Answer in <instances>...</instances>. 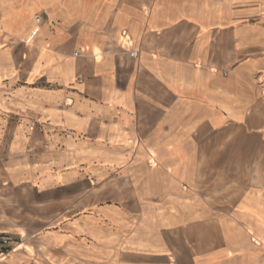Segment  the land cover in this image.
I'll list each match as a JSON object with an SVG mask.
<instances>
[{
  "label": "crops",
  "instance_id": "1",
  "mask_svg": "<svg viewBox=\"0 0 264 264\" xmlns=\"http://www.w3.org/2000/svg\"><path fill=\"white\" fill-rule=\"evenodd\" d=\"M0 232V264H264V0H0Z\"/></svg>",
  "mask_w": 264,
  "mask_h": 264
},
{
  "label": "built area",
  "instance_id": "2",
  "mask_svg": "<svg viewBox=\"0 0 264 264\" xmlns=\"http://www.w3.org/2000/svg\"><path fill=\"white\" fill-rule=\"evenodd\" d=\"M34 20L36 22H39L41 20V16L36 14L34 16ZM21 241H22L21 237L15 238L9 233L1 232L0 233V252L13 251L14 249H16V247L20 245Z\"/></svg>",
  "mask_w": 264,
  "mask_h": 264
},
{
  "label": "rangeland",
  "instance_id": "3",
  "mask_svg": "<svg viewBox=\"0 0 264 264\" xmlns=\"http://www.w3.org/2000/svg\"><path fill=\"white\" fill-rule=\"evenodd\" d=\"M0 233H1V232H0ZM166 237H168V239H169V238H172V237H173V234H172V233H167V234H166Z\"/></svg>",
  "mask_w": 264,
  "mask_h": 264
}]
</instances>
